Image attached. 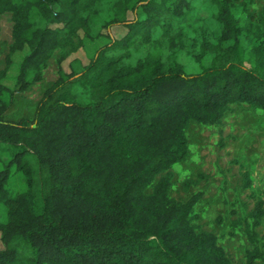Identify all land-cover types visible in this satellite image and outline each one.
I'll use <instances>...</instances> for the list:
<instances>
[{
    "label": "trees",
    "instance_id": "1",
    "mask_svg": "<svg viewBox=\"0 0 264 264\" xmlns=\"http://www.w3.org/2000/svg\"><path fill=\"white\" fill-rule=\"evenodd\" d=\"M253 4L0 0L10 53H23L13 88L0 69V264H235L195 225L199 196L172 197V170L190 155L191 125L219 126L235 105L264 111V11ZM115 26L125 33L111 38ZM101 39L89 56L86 42ZM79 50L88 63L67 72ZM58 52L34 116L8 119ZM263 220L257 199L245 264L264 263Z\"/></svg>",
    "mask_w": 264,
    "mask_h": 264
},
{
    "label": "rangeland",
    "instance_id": "2",
    "mask_svg": "<svg viewBox=\"0 0 264 264\" xmlns=\"http://www.w3.org/2000/svg\"><path fill=\"white\" fill-rule=\"evenodd\" d=\"M251 10L258 15L264 11V0H254ZM12 19L10 14L0 17V69L7 71L3 84L14 87L17 62L23 53H10L12 44ZM111 38L121 37L125 29L110 28ZM105 39L86 42L89 56L105 44ZM50 62L44 79L26 93H17L15 102L6 116L10 120L33 117L45 90L57 80L56 60ZM12 63L9 65L7 59ZM78 58L87 64L86 52L73 53L64 63ZM190 155L186 162L173 168L172 197L185 202L198 195L195 207L198 219L195 225L215 234L220 245L235 264H245L250 246L246 233L248 214L257 199L264 201V111L249 106H232L219 126L191 125L188 131ZM249 175L250 186L245 187L244 174ZM251 222V221H250ZM258 242L264 250V220L256 229ZM0 247L2 243L0 240ZM256 264H264L257 261Z\"/></svg>",
    "mask_w": 264,
    "mask_h": 264
}]
</instances>
